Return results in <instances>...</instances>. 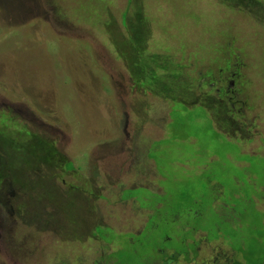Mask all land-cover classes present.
<instances>
[{
    "label": "rangeland",
    "instance_id": "rangeland-1",
    "mask_svg": "<svg viewBox=\"0 0 264 264\" xmlns=\"http://www.w3.org/2000/svg\"><path fill=\"white\" fill-rule=\"evenodd\" d=\"M134 30L143 53L160 57V75L140 71ZM222 97L225 107L210 105ZM171 112L194 119L190 142L166 147L163 170L173 181L148 158L154 143L173 138ZM225 144L239 145L234 160L223 155ZM241 153L264 157V0H0V264H112L107 255L127 249L129 237L152 234L143 227L155 199L126 197L165 190L167 219L180 204L193 208L177 218L175 234L197 223L206 236L227 237L203 243L196 262L178 264H215L219 247L243 261L249 237L264 235V161L246 162L256 186H241ZM211 176L225 187L213 192ZM198 199L208 211L201 217L192 205Z\"/></svg>",
    "mask_w": 264,
    "mask_h": 264
},
{
    "label": "trees",
    "instance_id": "trees-1",
    "mask_svg": "<svg viewBox=\"0 0 264 264\" xmlns=\"http://www.w3.org/2000/svg\"><path fill=\"white\" fill-rule=\"evenodd\" d=\"M126 21H127V12H125L124 13V15H123V22H124V25L126 26ZM108 27H111L113 30H116L114 27H112V25H110V26H108ZM140 27V26H139ZM145 28H146V25L144 26ZM138 29V28H137ZM117 36H118V38H119V40L121 41V43L122 44H126L127 42H128V38H125V37H123L120 33H115ZM131 37H132V39L134 40V39H136L137 40V46H136V51H138V52H136V53H138L139 55H137L139 58H141V60H140V64H141V68L143 69H141L140 71L143 73V74H146V75H148V68H150V70H151V72H153V71H155V75H160L161 74V72H162V70H163V68H164V66H163V64H159L158 62H156V60H158V59H160V57L159 56H157V55H146V54H144L143 53V51H144V49H143V45L145 44V42L144 43H142V46H140L139 47V45H141L140 44V42H141V34H140V32L138 31V30H134L133 32H131ZM147 37H148V35H147ZM144 40V39H143ZM143 42V41H142ZM132 46H133V44H132ZM118 47V46H117ZM127 50V49H126ZM127 51H129V52H131L132 50H127ZM145 61L147 62V63H145ZM156 62V63H155ZM147 65H145V64ZM151 72H149V73H151ZM133 75L134 76H136V77H138V78H140L135 72H133ZM151 75H152V73H151ZM150 75V76H151ZM143 76V75H142ZM147 81V82H146ZM145 85L152 91V79H147V80H145ZM156 92V91H155ZM155 92H152V93H155ZM209 103H210V105H212V107H215V109H217L218 108V104H213V101H211V100H209ZM183 105H184V107L187 109V110H191L192 108H188L184 103H183ZM210 109V108H209ZM210 110H212V109H210ZM213 111H215V110H212V112ZM217 112V110L214 112V113H216ZM180 113V112H179ZM180 114H182V113H180ZM209 115H210V113H209ZM186 117H185V119H183L180 115H173L172 114V112H171V120H170V123L168 124V130H169V134H173L172 136H173V138H171L170 140L168 139V137L167 138H165V139H162L161 141H158V142H156V143H154V145H152V147H151V150L149 151V154H148V158L150 159V160H154L155 161V165H156V169H157V171H158V173H160L161 174V176H163V177H165V178H168L169 180H172L173 181V179H172V177L171 176H169V175H167L165 172L166 171H164L163 170V167H165V161H164V159H165V157L167 156L166 154H167V151H166V147H168L169 145H174L175 143H178V145H185V144H187L188 142H190V139L193 137V135L192 134H190L188 131H187V124L189 123V122H193L194 121V119L192 118V115H185ZM218 117V116H217ZM217 117H216V115H215V117H213L212 119L213 120H215V121H217ZM183 120V121H182ZM228 121V120H227ZM166 139H168V140H166ZM195 139V138H194ZM181 143H180V142ZM164 142H166V144H163ZM198 142V140H196V142L195 143H197ZM155 145H162L161 146V150H160V152L158 153V154H155V153H153L152 154V152L155 150L154 149V146ZM226 145V147L225 148H223L224 149V153H223V155L224 156H227L226 158H228L229 160H234L233 158H231L230 157V155H232V154H234V152L233 151H235L236 152V154H237V152H238V150H239V145L237 144V147H236V149H233V148H231V146H229L228 144H225ZM13 149H15V148H13ZM7 151V150H6ZM43 156H44V161L43 162H47V161H49V160H52V159H50L48 156H45L43 153H41ZM160 155V156H159ZM241 155H243L242 157H240L239 159H238V161L237 162H240V160H242V161H246V162H251V159H256V161H264V157L263 156H261L260 154H255V153H241ZM158 156V157H157ZM198 156H200V154H198ZM217 157L215 154L212 156V157ZM251 156H254V157H251ZM211 157V156H210ZM220 156H218V158H219ZM39 161H41L42 162V160H39V159H36L35 160V162H34V164H32L33 166L34 165H36V163L37 162H39ZM219 161V159L218 160H212V162H209L208 161V163H207V166H209L210 167V165L213 163V162H218ZM243 170H245L244 172L246 173V177H247V180H245L244 181V183L245 184H241V186H246V185H248V184H250V183H252L253 185H255L254 183H253V181H256V175H255V173L253 172L252 173V170H250V168H246V167H244V168H242ZM249 171L252 173V174H250L249 173ZM249 175L253 178V180H252V182H250L251 181V177L249 178ZM255 175V176H254ZM210 176V175H209ZM233 176H231V178H232ZM234 178V177H233ZM235 180H236V182H238V178H236L235 177ZM207 183H208V185H209V187H210V189L213 191V192H215L216 190H218L219 188H222V187H225V185H223V184H221L218 180H216L215 178H213V176H211V177H207V181H206ZM213 182H216L218 185H214L213 184ZM219 182V183H218ZM229 182H230V179H229ZM231 182H233V179H232V181ZM165 184H168V183H165ZM210 184H213L212 186L210 185ZM238 184V183H237ZM223 185V186H222ZM230 185V183L227 185V186H229ZM252 188H253V186L252 185H250ZM256 186V185H255ZM212 187V188H211ZM142 189H144V188H142ZM259 189H260V187H259ZM128 191H131V190H128ZM254 191L255 192H258V187H254ZM254 191H249V192H251V193H254ZM260 191H261V189H260ZM166 194H168V192L165 190V194L163 195V196H159V195H157L156 194V198H157V200H159V202H163V204H164V206H166L167 204H170L171 203V200L168 198V199H164V197H165V195ZM140 195H143V194H140ZM237 195H238V199H242V198H245V195L240 191L239 193H237ZM129 196H132L131 194H129L126 198H128ZM159 198V199H158ZM250 198V197H249ZM172 199H173V196H172ZM183 201H185V199L183 198ZM200 202V199H198L197 200V202L196 201H192V205L193 206H195V207H198L199 205H198V203ZM185 203V202H184ZM233 203V201L230 203V204H232ZM212 206V205H211ZM180 208L179 209H177L176 210V212H178V213H180V212H185L186 211V213L187 212H189L190 211V209H192V211H193V208H190V207H192V206H189V207H186V206H182L181 204H180V206H179ZM200 208H202V207H200ZM255 208H256V206H255ZM204 211V210H203ZM181 213V214H182ZM199 217V216H198ZM262 219H264V216H262ZM259 220V219H258ZM258 220L257 221H254V220H252L251 221V223H252V225L254 226V225H256L257 224V222H258ZM263 225V224H262ZM264 226V225H263ZM194 230H190L189 232H193ZM197 231V230H196ZM195 231V232H196ZM254 233V232H253ZM192 235V234H191ZM223 237L224 239H227V237H224L223 235H220V234H218V235H212V236H207V237H211V238H208V239H210V240H213V239H218L219 237ZM257 236V237H256ZM258 236H262V237H258ZM193 237V236H192ZM250 239H249V243H248V249L247 250H245V249H242V250H244V251H246L245 253H246V255H245V260H247V262H248V264H254V262H253V259L254 258H258V259H260L262 262H263V264H264V250H263V253L260 251V249L258 248V247H262L263 249H264V235L262 234V235H260V234H253V237H249ZM255 245V246H254ZM195 248V247H194ZM126 250L127 249H125V253H123V252H119V255L120 256H117V253L115 254V256L113 255L111 258L112 259H114V260H116V264H139L140 262V260H137L138 258H139V256H135L134 254V257L132 258V257H129L128 255H126ZM133 250V249H132ZM263 257V258H262ZM113 261V260H112ZM113 263V262H112ZM261 264V263H260Z\"/></svg>",
    "mask_w": 264,
    "mask_h": 264
},
{
    "label": "flooded vegetation",
    "instance_id": "flooded-vegetation-1",
    "mask_svg": "<svg viewBox=\"0 0 264 264\" xmlns=\"http://www.w3.org/2000/svg\"><path fill=\"white\" fill-rule=\"evenodd\" d=\"M232 84H233V80L229 81L228 89L229 87H231L230 85ZM225 85H227V83ZM228 89L222 88L221 90H218V92H223L224 97L226 96L228 97V92H229ZM224 97L221 98V101H219L218 99H212L213 104L215 103L219 105L220 103L221 106H224L223 105V103H225V99H223ZM224 113L225 112H223V114ZM223 118L225 119V116ZM143 188L148 190L147 187H143ZM128 190H133V189H128ZM130 198L131 199L135 198V201L139 203L147 201L150 198L155 199L154 200L155 203L153 205H151L152 202L149 203L150 204L149 208L153 210V213L151 217L145 222V225L143 227V229L147 228L148 230H151L152 234L142 235L143 237L141 238V241L138 239L139 237H136V239H131V237H129V240L132 243L129 247L134 248V251L136 253H138L139 249L144 252L142 255L140 254L137 255L136 253L134 254L136 257L139 256L138 258L140 260L139 264H178V262L182 259L188 263H190L192 260L196 262L200 257L201 245L203 243L206 245H210V246L212 245L213 240H209L208 237H195L197 231H199V229L196 227L197 223L194 226H192L190 223L183 222L184 225L181 226L183 229V234H175L174 231L178 229L177 223L180 224V221H181V220H177V218L182 215L181 214L182 212H180V214L177 212L179 215L173 218L172 221L167 219L166 217L167 213L166 212L161 213V210L164 207V204L163 202H160L158 205L157 201L159 200H157L155 192L152 193L151 191L150 193H145V195L142 196L141 200L135 195L128 197V199ZM197 208H195L194 213L199 212ZM191 212H192V209H190V211L187 212L186 214L189 215V213L191 214ZM198 215L199 213L196 216ZM190 230H194L192 232V235L188 234ZM139 233H127V234L119 233V234H120V237H122L123 235L139 236L140 235ZM102 241L106 242L105 239H103ZM167 242H169V245H166ZM163 243L166 246L162 248L161 244ZM225 243L230 247V245L227 243L226 240H222V244L224 245ZM179 245H183V247L178 248ZM191 249H193V251ZM212 249L214 252H216L215 250L217 249V247H213ZM119 250L122 252L123 250H125L123 247V244L119 246ZM119 250L110 252L109 253L110 255L108 254L107 257L109 256V258H111L114 255V253L120 252ZM157 251L159 254L157 253ZM234 252L235 251L231 249L229 253L227 254L221 249V247H219L218 255L220 257L217 258L215 256L214 263L215 264H245V257H242L243 261H241L240 259L235 257ZM102 254H103L102 256H105L107 252L102 251ZM107 257H105V259H107ZM112 262H113L112 264H116V260L113 259ZM202 264H205V263H202Z\"/></svg>",
    "mask_w": 264,
    "mask_h": 264
},
{
    "label": "crops",
    "instance_id": "crops-1",
    "mask_svg": "<svg viewBox=\"0 0 264 264\" xmlns=\"http://www.w3.org/2000/svg\"><path fill=\"white\" fill-rule=\"evenodd\" d=\"M240 163H244V164H242V166L243 167H241V168H244V167H246V168H248L249 167V164H247L246 163V161H242V160H240ZM255 176V175H254ZM251 176L249 175V178H250ZM252 180H253V178L251 177V181L250 182H252ZM219 183V182H218ZM261 189H263V188H261ZM252 194H254V193H252ZM254 199H256V197H254ZM262 199H264V197H262V198H259V201L260 200H262ZM218 202H216V204H217ZM229 206H231V205H229ZM213 209H215L217 212H223L224 210L222 209V210H219L220 208H217L216 206H211V208L209 209L210 211H212ZM200 213H199V217H201L202 216V214H203V208H200ZM205 213H207L208 211H204ZM208 216V214L205 216V217H207ZM262 224L264 225V221H262ZM252 223L250 222V228H252ZM251 231H252V229H251ZM195 237H207L206 236V231L205 230H199V231H197V233H196V235H195ZM222 237V236H221Z\"/></svg>",
    "mask_w": 264,
    "mask_h": 264
}]
</instances>
